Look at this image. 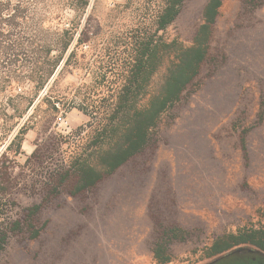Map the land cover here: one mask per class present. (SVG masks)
Masks as SVG:
<instances>
[{
    "label": "rangeland",
    "instance_id": "374dc122",
    "mask_svg": "<svg viewBox=\"0 0 264 264\" xmlns=\"http://www.w3.org/2000/svg\"><path fill=\"white\" fill-rule=\"evenodd\" d=\"M208 1L185 0L163 31L157 30L163 0H91L85 13L64 7L49 16L47 27L74 26L77 34L44 93L60 102L59 112L51 116L49 104H39L28 114L21 150L6 152L0 264H158L153 249L172 228L180 233L168 244V264L262 253L241 245L206 257L220 237L264 232V0H222L200 76L161 115L148 148L91 191L71 196L65 184L54 194V175L70 160L83 156L96 165L113 144L97 147L93 140L118 105L138 44L151 38L190 46ZM172 60L161 57L133 106L159 93Z\"/></svg>",
    "mask_w": 264,
    "mask_h": 264
},
{
    "label": "trees",
    "instance_id": "16d2710c",
    "mask_svg": "<svg viewBox=\"0 0 264 264\" xmlns=\"http://www.w3.org/2000/svg\"><path fill=\"white\" fill-rule=\"evenodd\" d=\"M185 0H163V7L157 16V30L163 31L173 24ZM91 0H0V145L6 151L0 153V198L6 194L2 188L4 177L10 178L7 166V150L14 145L21 150L24 136L30 130V116L39 104L48 103L51 116L59 112L60 102L48 99L44 93L51 80L58 74L77 34V27L62 30L58 26H46L49 16L58 15L61 9L69 7L74 12L85 13ZM222 0H209L204 8L202 23L190 46L173 42H154L146 38L138 44L135 58L128 71L127 80L119 96L108 124L95 132V146L114 141L103 151L96 165L88 163L83 156L68 162L66 169L54 175L53 182L60 186L70 184L71 196H77L95 189L102 181L114 175L131 159L142 153L150 145L151 136L158 127L163 113L181 101L186 90L200 76L209 57L214 26L219 16ZM49 17V18H48ZM162 56H173L167 68L163 85L158 94L153 95L145 106H133L136 99L147 93L154 75L158 72ZM122 116L121 124L116 123ZM263 119V114L261 115ZM249 129L241 133V148L245 156ZM87 148V147H86ZM8 161V162H7ZM38 207L30 213L35 216ZM0 209V218L3 213ZM19 227L20 222H15ZM16 227V228H17ZM179 229L166 231L153 249L158 264L172 262L168 244L179 237ZM39 236L35 232L33 237ZM7 234H4L3 241ZM241 245H251L264 253V232H240L214 241L207 250L206 257L214 258ZM264 255V254H263ZM264 257V256H263ZM250 260V261H249ZM254 258L238 254L226 255L214 264H247Z\"/></svg>",
    "mask_w": 264,
    "mask_h": 264
},
{
    "label": "flooded vegetation",
    "instance_id": "af4514ba",
    "mask_svg": "<svg viewBox=\"0 0 264 264\" xmlns=\"http://www.w3.org/2000/svg\"><path fill=\"white\" fill-rule=\"evenodd\" d=\"M257 256L254 258L253 261L247 263V264H264V255L262 253L258 254L259 252H257L255 250L254 252Z\"/></svg>",
    "mask_w": 264,
    "mask_h": 264
}]
</instances>
